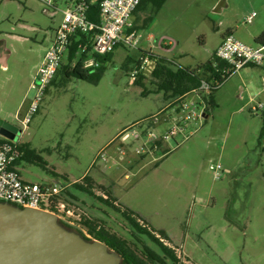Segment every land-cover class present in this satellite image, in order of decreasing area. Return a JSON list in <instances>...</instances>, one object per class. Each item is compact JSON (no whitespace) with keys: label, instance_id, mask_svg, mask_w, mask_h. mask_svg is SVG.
<instances>
[{"label":"rangeland","instance_id":"374dc122","mask_svg":"<svg viewBox=\"0 0 264 264\" xmlns=\"http://www.w3.org/2000/svg\"><path fill=\"white\" fill-rule=\"evenodd\" d=\"M254 12L253 22L245 24ZM61 19V13L49 11L40 0H0V117L19 127L16 142L30 145L50 169L23 162L18 167L23 179L85 186L84 178L93 177V195L72 186L69 192L79 200L63 199L140 251L143 244L159 248L133 235L122 211L136 213L157 234L168 232L171 241L166 242L182 263L264 264V110L252 111L264 105V68L249 66L230 77L215 93L217 106L209 118L191 123L166 146L167 154H157V162L148 153L137 156L142 142L117 148L123 131H138L173 113V106L168 108L173 102L155 93L153 66L144 72L142 87L139 78L130 79L135 66H123L128 57L138 60L140 51L152 49L176 69L197 70L214 61L215 48L232 30L240 41L258 47L250 32L264 27V0H168L156 14L146 4L134 17L140 51L116 50L98 85L59 73L26 133L15 115L23 104L29 108L35 94L31 84ZM172 126L151 130L159 134ZM125 147L127 157L119 165ZM100 154L109 159L98 158ZM218 164L223 167L220 178L210 169ZM109 177L118 182V210L101 201L112 189Z\"/></svg>","mask_w":264,"mask_h":264},{"label":"built area","instance_id":"2783aa9c","mask_svg":"<svg viewBox=\"0 0 264 264\" xmlns=\"http://www.w3.org/2000/svg\"><path fill=\"white\" fill-rule=\"evenodd\" d=\"M47 9L55 13H61L62 21L56 30L55 38L48 48L45 57L39 66L34 81L31 84V91L34 97L30 101L28 111L24 117L18 114V120L24 127L23 131H29V124L32 116L35 115L46 95L47 89L56 78L59 69L64 64L69 52L72 38L78 33L95 34L93 54L108 55L114 53L119 48H130L140 51L139 33L132 28V17L142 0H40ZM100 2L101 20L100 23L92 22L88 13L93 3ZM256 12L247 17L245 24H251ZM217 57L226 62L228 67L223 71L221 80L212 83L203 81L201 86L179 98L173 104L171 113L162 119L155 118L154 126L173 124L169 129L160 130L156 134L149 130L146 135H142L137 130L125 131L123 140L126 146L136 142H142L136 154L139 158L148 153L150 158L156 160L157 154L161 153L169 143L177 136L184 134L189 125L193 122H203L209 118L214 109L210 100L214 96V91L223 87L227 80L250 65L264 68V46L251 47L237 39L233 34L224 38L223 43L217 50ZM100 63L90 57L87 60V68H98ZM155 67L154 61L148 57L143 58L140 70H136L131 77L135 82L140 73H144L148 67ZM194 96V99H190ZM264 110L263 104H258L252 108L253 112ZM30 134V133H29ZM21 143L0 137V200L8 202L21 208H32L45 210L56 214L60 220L75 228L81 229L86 235L87 231L83 227L84 217L77 213L78 209L71 208L70 203L63 199L72 183H62L59 181L31 184L26 182L18 168L14 167L23 156L24 152L20 148ZM129 148L125 147V152L119 158L120 162L127 157ZM169 150V149H168ZM164 154H167L166 152ZM100 154L98 158L108 160ZM126 156V157H125ZM142 159V158H141ZM115 161V160H114ZM115 164L117 162L115 161ZM210 169L220 178L223 167L218 164ZM104 199H108L107 194H102ZM88 236V235H87Z\"/></svg>","mask_w":264,"mask_h":264},{"label":"trees","instance_id":"16d2710c","mask_svg":"<svg viewBox=\"0 0 264 264\" xmlns=\"http://www.w3.org/2000/svg\"><path fill=\"white\" fill-rule=\"evenodd\" d=\"M167 1L168 0H142L140 6L136 11H141L147 4L153 6L156 14V12L158 13L164 7ZM88 17L92 22L97 24L100 23L101 20L100 2H96L91 5L88 13ZM151 20L152 18H148L146 21H151ZM229 34H233L232 31L227 33V35ZM94 36L95 34L78 33L72 38L71 45L69 46L68 56L66 58L67 63L62 65V67L59 69L58 74L62 73L68 78L76 77L78 79H81L83 81H86L94 85H98L101 82L107 69L106 66L108 62L113 59L115 52L105 56L93 54ZM256 43L260 46H264V32L258 38H256ZM140 52H141L140 53L141 56L138 60H136L132 56H129L125 64L123 63V66L127 70L131 68L130 66H135V69H133L132 72L130 71L131 72L130 77H132V74L136 70H140L143 63V58L145 59L146 57H148L150 60L154 61L155 67L152 71L151 78H152V83L157 87L155 93L162 94L167 101H171V102H175L179 98L184 97L188 93L198 89L203 81L212 83L216 80H221L223 77V71L228 67L226 62L220 60L217 56H214V61L202 65L197 70H191L189 68L176 69L173 62L166 57L156 56L155 54L146 51H140ZM90 57L97 60L101 64L100 67L87 68L86 63ZM250 66H255V65H250ZM143 75L144 73H140L137 76L139 78V79L137 78L138 79L137 83L142 85V87H144V84H142V79H144ZM56 78L51 83V85L55 83ZM219 89L221 88H218L214 91V95ZM143 94L145 96L146 94L145 90ZM210 102L213 105V108L215 109L217 104L215 102L214 96L211 97ZM263 121H264V112H263ZM153 126H154L153 122H150L147 126H140V130H138V132H140L142 135H146L148 131L152 129ZM129 131H131V129ZM262 135L264 136V126L262 130ZM132 143L136 144V140L133 139ZM130 145L132 144L130 143ZM20 148L24 152V156L19 162H17V164L14 166L15 168L16 167L18 168L21 163L27 162L37 165L41 167L43 170H47L50 172V169H48V162L36 150L32 149L30 145L21 144ZM55 176L59 177L57 174H55ZM84 180L87 183L85 186L78 183H75L72 186H75V188L79 191L85 192L89 195H93L92 189L94 187V184L92 183V178L90 176H86ZM69 191L70 189L67 190L65 195L76 199V197L73 194H71ZM107 192L109 193L108 197H110L111 200L101 198V201L107 204L109 207L115 208L112 201L113 199L112 193L110 192V190H107ZM125 216L128 217L127 215ZM128 220L132 221L133 219L128 217ZM61 222L65 226L79 232L86 240H90L85 236L84 232L81 231L80 229L70 226L65 222H63L62 220ZM83 227L88 231V233L93 235V237L96 240L107 244L111 250L119 252L124 258V264H168L167 262L168 260L172 262H176V264H181L179 259L175 256L174 252L171 249H169L167 246H164L163 243H161L159 239L156 238L155 235L150 233L147 229H142L138 226L139 231L141 230L146 237L148 236L155 244H157L160 247L161 253H158L145 246L146 247L145 253L147 259H143L138 255L136 250L132 249L126 243V241L118 238L116 235H111L106 229L101 228L97 223L86 220L83 223ZM160 234L165 239H169L167 232L161 231Z\"/></svg>","mask_w":264,"mask_h":264},{"label":"water","instance_id":"95a60500","mask_svg":"<svg viewBox=\"0 0 264 264\" xmlns=\"http://www.w3.org/2000/svg\"><path fill=\"white\" fill-rule=\"evenodd\" d=\"M18 126L0 118V137L16 141ZM0 264H124L98 240H86L51 212L0 200Z\"/></svg>","mask_w":264,"mask_h":264},{"label":"flooded vegetation","instance_id":"af4514ba","mask_svg":"<svg viewBox=\"0 0 264 264\" xmlns=\"http://www.w3.org/2000/svg\"><path fill=\"white\" fill-rule=\"evenodd\" d=\"M124 159H126V158H124ZM122 163H124V160H122L120 163H119V165L120 164H122ZM115 165H117V164H115ZM131 168H134V167H132L131 166ZM136 174V173H135ZM108 199H109V197H108ZM115 203V204H114ZM113 204H114V206H115V209L116 210H118L119 209V204H116V202H114ZM122 213V215H123V217H125L127 220H128V217H130V218H132L133 220L131 221V220H128V222H129V224H130V226H131V228L133 229V235H135V236H137V238L138 239H140L139 237H146L143 233H142V231L140 230L139 231V229H138V226L140 227V228H142V229H147L150 233H152L153 235H155V237L156 238H158L159 239V241L161 242V243H163V245L164 246H167L169 249H171L173 252H174V254H175V256L179 259V261H180V258H181V256L180 255H177L176 254V252H175V248L169 243L170 241H171V237H170V235L168 234V236H169V239H165L164 237H162L161 236V234H160V232H159V234H157L156 233V231H154L145 221H143L139 216H137V214L136 213H134V212H132L131 211V213H128L127 211H125V212H121ZM125 215H127L128 217H126ZM88 218V215H87V217L86 216H84V220H83V223H84V221H86V220H89V219H87ZM138 224V225H137ZM100 228V227H99ZM81 230V229H80ZM82 231V230H81ZM87 231V230H86ZM109 232V231H108ZM166 232V231H165ZM111 235H116L118 238H120V239H122V240H124V241H126V243L132 248V249H134V250H136V252L138 253V255L141 257V258H143V259H147V256H146V251H145V249H146V247L145 246H147V248H149V249H152L150 246H148L147 244H143L142 245V247H141V251L138 249V247H134L130 242H128L126 239H123L122 237H120V236H118L116 233H111V232H109ZM85 234V233H84ZM87 235H88V237H87ZM87 235L85 234V236L87 237V238H89L90 236L92 237V239H90V240H96L94 237H93V235H91L90 233H88V231H87ZM146 238H148L149 240H151L148 236L146 237ZM169 241V242H166V241ZM152 241V240H151ZM153 242V241H152ZM154 243V242H153ZM155 244V243H154ZM158 248H159V251L161 250L160 249V247L157 245V244H155ZM152 250H154V249H152ZM154 251H156V250H154ZM159 251H156V252H158V253H161V252H159ZM123 262H124V258H123ZM168 262V264H176V262H172V261H170V260H168L167 261ZM181 262V261H180ZM181 264H188V262L187 261H185V263L183 262H181Z\"/></svg>","mask_w":264,"mask_h":264},{"label":"crops","instance_id":"0c3cea01","mask_svg":"<svg viewBox=\"0 0 264 264\" xmlns=\"http://www.w3.org/2000/svg\"><path fill=\"white\" fill-rule=\"evenodd\" d=\"M222 4H224L225 6H227L228 7V4L227 3H222ZM216 7V6H215ZM218 9L220 10V11H223L224 9L223 8H221V4L218 6ZM162 11V9L158 12V13H160ZM139 11H136L135 13H134V15H133V17H132V28H130V30H133V31H136V29H137V26H136V21L134 20V17H135V14L136 13H138ZM61 21H62V19H61ZM61 21H60V23H61ZM60 25V24H59ZM59 27V26H58ZM57 30V29H56ZM139 32V31H138ZM232 32H234L233 30H232ZM262 32H264V27H262V29L260 28H256V29H254V30H251V32H250V34H251V40H253L255 43H256V38H258L259 36H260V34H262ZM55 33H56V31H55ZM227 34H225L224 36H223V38H222V40L219 42V44L217 45V47L215 48V50H214V56H217L216 55V53H217V50H218V48H219V46L223 43V41H224V38H225V36H226ZM54 38H55V34H54V37H53V39H52V41H51V43H50V45L52 44V42H53V40H54ZM177 44L178 43H174V45L175 46H177ZM50 45H49V47H50ZM171 43L170 44H168V45H165V47L167 48V52H169V51H171V50H169L170 49V47H171ZM48 47V48H49ZM251 47H253V46H251ZM258 47H260V45H258ZM48 48H47V50H48ZM142 50V49H141ZM146 52H151V53H153V50L152 49H150V51H146ZM155 53V52H154ZM153 53V54H154ZM4 54V53H3ZM155 55H157L156 53H155ZM157 56H161V55H157ZM45 57V56H44ZM44 59V58H43ZM6 61H7V57L5 56V54H4V56H3V58H2V63L6 66L7 65V63H6ZM43 61V60H42ZM42 63V62H41ZM41 65V64H40ZM39 65V66H40ZM21 106V105H20ZM28 111V107L25 105V104H23L21 107H20V110H19V112L18 113H16V115H15V118H16V116L19 114L20 115V117H24V115L26 114V112ZM1 119H3L4 121H7V122H9L8 120H7V118H5V117H0ZM126 130V129H125ZM127 130H129V129H127ZM126 130V131H127ZM125 131H123V133H124ZM123 133H119L121 136H122V138H121V141H120V144H119V147H117L118 149L120 148V145H121V147L122 146H124L125 145V141L123 140ZM117 135L116 136V138L117 137H119L120 135ZM119 139V138H118ZM117 140V139H116ZM115 141V140H114ZM112 143V142H111ZM116 148V149H117ZM164 150V153L165 152H167V150H168V148L166 147L165 149H163ZM156 162H157V159H156ZM114 166H117V165H115V163H114ZM136 175V174H135ZM127 176V178L129 177V176H131V175H126ZM92 178V183L94 184V187L96 186V183H95V179L93 178V177H91ZM109 186H111L112 187V189H109L110 190V192L112 193V196H113V199H112V201H113V203L114 202H116V204H119L118 203V201H117V197H116V195H117V193H116V188H117V181L116 180H114V179H112L111 177H109ZM75 197H76V199L77 200H79V198L77 197V195L76 194H73ZM72 199L74 200V198L72 197ZM75 199V200H76ZM115 204V203H114ZM168 233V232H167Z\"/></svg>","mask_w":264,"mask_h":264}]
</instances>
